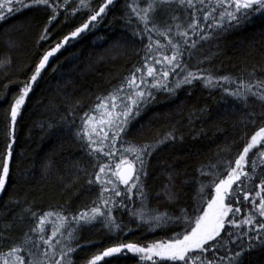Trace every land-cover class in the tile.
I'll list each match as a JSON object with an SVG mask.
<instances>
[{"label":"trees","instance_id":"obj_1","mask_svg":"<svg viewBox=\"0 0 264 264\" xmlns=\"http://www.w3.org/2000/svg\"><path fill=\"white\" fill-rule=\"evenodd\" d=\"M58 2L60 14L51 24L48 23L51 10L39 6L17 8L7 14L6 5V18L0 19V158L9 143L13 152L10 177L5 191L0 193V253H6L11 245L20 244L24 249L20 254L26 260L32 245L25 242V234L37 239V234L30 229L38 223L40 215L49 211L74 215L91 207L99 196L100 184L95 182V174L99 172V164L106 162L101 153L90 154L92 149L78 136L84 113L94 108L98 97L106 96L120 85L135 67H142L146 55L159 58L160 52L167 55L172 52L170 47L155 51V41L166 45L167 39L153 30L150 34L154 51L148 53L149 34L142 32L144 24L127 7L132 0H115L106 14L92 22L94 26L49 58L26 97L13 129L10 108L23 82L28 81L44 53L62 42L65 35L90 15L85 8L72 14L73 9L79 7V0H69L68 4H64V0ZM101 2L91 0L94 8ZM147 2L139 0L142 6ZM176 6L177 15L188 17L181 22L180 30L189 31V45L196 41L194 48L183 44L176 21L164 16L167 5L152 14L149 27L155 24L160 31L171 28L169 37L181 42L183 61L193 72L203 71L217 78L228 76L230 81L219 80L205 86L203 81L197 80L174 93L154 91L155 98L131 120L126 133L122 134L123 143L118 141L115 148L123 151L129 143L155 145L169 132L175 138L155 146L152 154L145 158L147 174L141 176L145 197L133 189L131 198H125L123 204L119 203L121 197H115L117 203L109 205L120 230H109L100 220L79 228L72 241L74 247L79 245L73 253L74 264H85L92 255L120 241L146 244L182 230L179 222L151 229L139 218L142 202L146 215L168 213L178 217L185 210L191 213L192 208L201 203L198 196L201 182L207 185L210 178L202 176L201 169L223 171L219 162L234 159L242 145L264 123V102L253 96L245 101L229 94L241 81L251 79L253 73L264 79V15L253 14L239 26L210 30L202 21L204 13L197 12L204 32L197 30L193 34L187 24L195 9ZM129 15L131 23H128ZM46 26L49 28L45 34L47 39L41 40ZM135 31L141 35H134ZM205 34L208 39H200ZM182 77L183 72L177 69L169 76L170 86ZM252 82L255 83V79ZM120 151L115 158H119ZM214 164L217 169L211 168ZM260 175L258 163L255 176ZM89 180L94 183L89 184ZM258 184L259 179H255V185ZM255 185L249 182L246 187L252 189L251 197L258 202ZM120 188L124 190L125 186L120 185ZM205 191L214 193L207 187ZM236 206L241 207L236 217L238 221L252 210L247 201ZM134 212L137 214L133 215ZM54 219L46 223L45 235L51 234ZM228 227L241 233L239 229ZM222 235L225 238L217 249L205 254L214 264H264V242L254 238L255 231L247 232L240 239ZM236 253H240L239 257ZM106 261L145 264L131 253L106 257L98 264Z\"/></svg>","mask_w":264,"mask_h":264},{"label":"snow or ice","instance_id":"obj_2","mask_svg":"<svg viewBox=\"0 0 264 264\" xmlns=\"http://www.w3.org/2000/svg\"><path fill=\"white\" fill-rule=\"evenodd\" d=\"M68 3L69 0H64V4ZM114 3L115 0H102L94 8L91 0H79V7H75L72 14L85 8L88 9L90 15L86 21L65 35L62 42H57L54 47L46 51L35 65L28 81L23 82L19 95L15 97L10 108V121L13 129L26 97L48 64L49 58L59 52L71 39L79 37L90 26H94L92 22L106 14V10ZM173 4L184 9H195L190 13L187 24V29H190L193 34H196L197 30L204 32V28L200 27L201 19L197 17V12L204 13L202 21L210 30L224 29L226 26L233 25L239 26L253 14L264 15V0H148L146 6H142L139 0H132L127 7L131 10V14L144 24L142 32L149 34L147 52L154 51L150 33L155 30L158 35L167 39L166 45H161L160 41L156 40L155 51L159 52L161 48L170 47L172 54L167 55L160 52L159 58L156 55L151 57L146 55L142 67H135L120 85L106 96L98 97L94 108L84 113L78 136L86 140L88 148L92 149L90 154L102 153L105 157H115L116 152L120 151L115 148L116 143L118 141L123 143L122 134L126 133L131 120L140 114L141 108L155 98L154 91L164 90L174 93L183 85H192L197 80L203 81L205 86H212L219 80L230 81L228 76L217 78L211 73L193 72L183 61L184 51L181 42L169 37L171 28L160 31L155 24L149 27L152 14L161 6L170 7ZM5 5H7V14H12L17 8L33 6L42 7L45 10L50 9L49 24L56 20L61 8L58 0H15V3L13 0H0V19L6 18ZM173 19L177 20L179 17L173 16ZM131 22L132 18L129 15L128 23ZM176 29L178 35L183 38V44L189 45V31H181L180 24H176ZM48 31L49 28L46 26L40 36L41 40L47 39L45 34ZM134 35H141V32L135 31ZM200 39L207 40L208 35H202ZM195 46L196 41L193 40L189 47L194 48ZM155 65H161V67L157 68ZM177 69H181L183 77L177 80L174 86H170L172 82L169 81V76ZM252 79H255V83ZM229 94L245 101L249 96H253L264 102V79L255 77L253 73L251 79L241 81L237 89L230 91ZM174 138L169 132L158 139L155 145L149 143L136 146L129 143L123 151H120V156L114 164L100 163L99 172L95 174V182L100 184L97 201H93L91 207L74 215H65L59 211L43 213L38 217V223L30 229L32 233L37 234V239L33 240L25 234V242L32 245L27 253L29 259L26 260L20 254L24 250L23 245L14 244L6 253H0V264H74L73 253L79 245L74 247L72 241L76 239L79 228L84 224L100 220L109 230H120V225L112 217V208L109 205L117 203L115 197H121L119 203L123 204L125 198H131L133 189L141 197H145L141 180V176L147 174L145 158L152 154L155 146ZM12 156V143H9L6 153L0 158V193L5 191L10 177ZM219 163L223 171L205 172L201 169V175H208L210 178L207 185L201 182L198 192L201 203L192 208L191 213L185 210L178 217L169 216L168 213L146 215L142 202L139 218L148 223L151 229L167 227L169 224L179 222L182 224V230L173 231V234L166 239L153 240L146 244L136 241H120L92 255L85 264H98L106 257L127 253L137 256L139 261L145 264H214L213 260L208 259L205 254L217 249V245L225 238L222 234L229 239L233 236L240 239L242 235H247V232L255 231L254 238L264 242V123H261L258 130L242 145L234 159H224ZM258 163L261 167V175L256 177ZM211 168L217 169V165H211ZM255 179H259L258 185H255ZM249 182L258 188V191H255L258 202L257 199L251 197L252 189L246 187ZM88 183L92 184L94 181L89 180ZM120 185L125 186L124 190H121ZM206 187L213 189L214 193L206 192ZM106 193H108L107 196ZM245 201L251 204L252 210L250 214L238 221L236 217L241 213V207L236 205H243ZM136 214L133 213V215ZM32 215L35 217L36 213L33 212ZM53 217L55 219L51 221L54 225L51 234L45 235V225ZM228 226L241 230V233L231 231ZM245 228L247 231H244ZM239 255L240 253H236L237 257ZM220 259L223 260L224 257ZM105 264L109 262L106 261Z\"/></svg>","mask_w":264,"mask_h":264},{"label":"rangeland","instance_id":"obj_3","mask_svg":"<svg viewBox=\"0 0 264 264\" xmlns=\"http://www.w3.org/2000/svg\"><path fill=\"white\" fill-rule=\"evenodd\" d=\"M6 6V5H5ZM177 7L178 6H176V4H173V5H171L170 7L168 6L167 7V11L166 12H164V16L165 17H167L168 19H170V18H173V16H176V17H179V19H177V20H175L176 21V24H182L181 22H185V21H187V18L188 17H180L179 15H177L176 14V11L178 10L177 9ZM187 15H188V12H185ZM159 16V15H158ZM184 30H186L185 28H183L182 29V31H184ZM172 54V52H170V55ZM193 58L194 57H196V56H192ZM161 67V65H158L157 66V68H160ZM105 150H107V149H105ZM102 154V153H101ZM102 156H103V154H102ZM103 158L105 159V162H106V164H109V163H111V164H114L117 160H118V158H115V157H112V158H109V157H105V156H103ZM120 187V186H119ZM132 254V253H131ZM114 255H118V254H114Z\"/></svg>","mask_w":264,"mask_h":264}]
</instances>
